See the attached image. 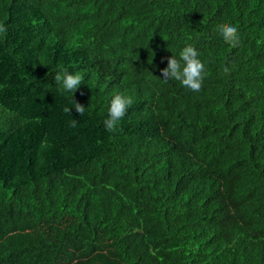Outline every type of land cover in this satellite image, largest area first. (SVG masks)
Wrapping results in <instances>:
<instances>
[{"label":"trees","instance_id":"obj_1","mask_svg":"<svg viewBox=\"0 0 264 264\" xmlns=\"http://www.w3.org/2000/svg\"><path fill=\"white\" fill-rule=\"evenodd\" d=\"M0 23V264H264V0H0ZM186 45L198 95L162 80Z\"/></svg>","mask_w":264,"mask_h":264},{"label":"clouds","instance_id":"obj_2","mask_svg":"<svg viewBox=\"0 0 264 264\" xmlns=\"http://www.w3.org/2000/svg\"><path fill=\"white\" fill-rule=\"evenodd\" d=\"M6 30V26L0 23V34ZM219 35L225 43L232 45H235L239 38L237 27L231 24L220 29ZM161 73L162 80L177 81L185 91L193 95L202 92L204 81L208 75L205 64L201 61L200 53L193 45H186L176 55L172 54L168 58L167 66L161 70ZM54 79L61 95L73 96L83 82V77L80 74H73L67 69L60 71ZM132 103L131 96L121 93L113 94L107 104L106 118L103 120L104 127L108 131L116 130ZM74 109L77 113L82 114L85 107L75 103ZM63 110L66 113H72L73 108L66 106Z\"/></svg>","mask_w":264,"mask_h":264}]
</instances>
